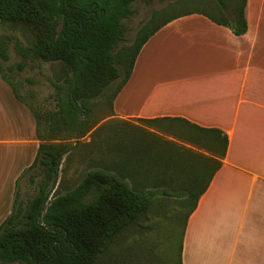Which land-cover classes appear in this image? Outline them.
<instances>
[{
	"label": "crops",
	"instance_id": "0c3cea01",
	"mask_svg": "<svg viewBox=\"0 0 264 264\" xmlns=\"http://www.w3.org/2000/svg\"><path fill=\"white\" fill-rule=\"evenodd\" d=\"M246 13L243 34L201 12L161 26L114 100L112 119L145 133L113 135L114 165L146 182L159 175L162 189L174 176L179 190L208 183L186 218L182 264H264V0H247ZM165 117L220 129L225 155L144 121ZM39 145L32 111L0 73V225ZM149 152H162L160 164L145 162Z\"/></svg>",
	"mask_w": 264,
	"mask_h": 264
},
{
	"label": "trees",
	"instance_id": "16d2710c",
	"mask_svg": "<svg viewBox=\"0 0 264 264\" xmlns=\"http://www.w3.org/2000/svg\"><path fill=\"white\" fill-rule=\"evenodd\" d=\"M135 1L0 0V20L21 24L34 34L27 44L16 41L21 60L6 68L8 44L0 39V73L18 100L29 106L40 139L33 163L20 176L21 180L28 173L30 181L40 176L37 192L28 200L21 199L18 180L12 212L0 225V264H100L102 253L117 234L148 213L158 194L173 195L160 188L164 183L159 175L146 182L145 177L135 176L138 170L120 169L122 162L118 161L116 166L106 163L90 168L75 187L51 197L64 170L63 159L74 147L69 139L80 138L93 128L91 114L97 104H102L106 114H114V100L130 78L142 46L161 26L181 15L201 12L236 34L248 29L247 0H215L206 9L165 14L172 5L143 25L132 46L119 48L126 39L123 20L134 13L131 5ZM159 15L166 18L148 29ZM35 59L59 62L67 71L64 82H53L54 109L32 106L18 79L6 73V69L23 70ZM144 121L158 123L160 129L177 137L190 135L218 157L225 155L228 137L221 136L220 129L203 128L183 118ZM148 154L146 163L160 164L156 154ZM220 165L218 158L216 167ZM174 181L175 176L171 188ZM207 185L200 191L189 190L192 203L187 216Z\"/></svg>",
	"mask_w": 264,
	"mask_h": 264
},
{
	"label": "rangeland",
	"instance_id": "374dc122",
	"mask_svg": "<svg viewBox=\"0 0 264 264\" xmlns=\"http://www.w3.org/2000/svg\"><path fill=\"white\" fill-rule=\"evenodd\" d=\"M214 2L215 0H136L131 5L134 13L123 20L126 39L120 43L119 48L132 46L137 38L138 31L144 24L152 20V17L158 11L162 12V10L172 5L174 6L166 10L165 14L168 11L179 13L185 10L206 9L208 3ZM165 18L166 15H159L148 29L155 27ZM33 37L34 34L27 27L0 20V39L7 41L10 55L9 61L4 62L5 68L21 60L15 50L16 41L19 40L27 44ZM6 73L13 74L18 79L21 92L32 106L41 110L57 107L56 87L53 82H64L67 74L61 63L35 59L28 61L23 70L9 72L6 69ZM94 109L95 111H92L91 114L93 128L80 138L69 139L74 147H72L71 153L63 159L64 170L60 173L51 197L75 187L82 175L90 168L103 167L106 163L109 165L113 163L114 165V134L124 130V133H128V136L130 134L145 135L143 131L135 130L114 121L112 115L105 113L106 110L102 104H97ZM86 116H88L87 113ZM145 123L149 126H160L158 123ZM141 138L148 140L144 136ZM148 147L145 150L149 151ZM155 154L160 158L163 155L162 152H156ZM28 176L27 173L20 183L19 192L23 200H28L36 194V183L40 180V176H37L34 181H30ZM174 185L176 184L174 183ZM174 185L173 188L169 186L170 190L167 189L173 195L158 194V199L148 213L117 234L106 251L102 253L100 264L182 263L183 232L192 198L189 191L176 189ZM163 186H166V183Z\"/></svg>",
	"mask_w": 264,
	"mask_h": 264
}]
</instances>
